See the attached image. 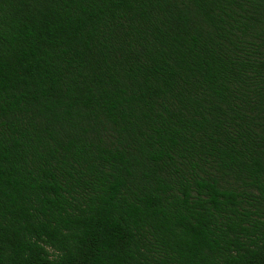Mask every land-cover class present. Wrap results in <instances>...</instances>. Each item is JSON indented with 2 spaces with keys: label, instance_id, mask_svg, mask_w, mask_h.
I'll list each match as a JSON object with an SVG mask.
<instances>
[{
  "label": "trees",
  "instance_id": "16d2710c",
  "mask_svg": "<svg viewBox=\"0 0 264 264\" xmlns=\"http://www.w3.org/2000/svg\"><path fill=\"white\" fill-rule=\"evenodd\" d=\"M0 264H264V0H0Z\"/></svg>",
  "mask_w": 264,
  "mask_h": 264
}]
</instances>
